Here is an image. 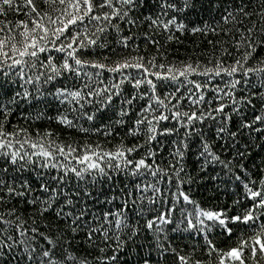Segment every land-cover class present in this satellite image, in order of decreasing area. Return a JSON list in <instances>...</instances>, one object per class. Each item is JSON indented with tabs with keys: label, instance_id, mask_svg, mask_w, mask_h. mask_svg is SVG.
Here are the masks:
<instances>
[{
	"label": "snow or ice",
	"instance_id": "obj_1",
	"mask_svg": "<svg viewBox=\"0 0 264 264\" xmlns=\"http://www.w3.org/2000/svg\"><path fill=\"white\" fill-rule=\"evenodd\" d=\"M0 264H264V0H0Z\"/></svg>",
	"mask_w": 264,
	"mask_h": 264
},
{
	"label": "trees",
	"instance_id": "obj_2",
	"mask_svg": "<svg viewBox=\"0 0 264 264\" xmlns=\"http://www.w3.org/2000/svg\"><path fill=\"white\" fill-rule=\"evenodd\" d=\"M197 37H189L187 40H186V44H191L192 41L196 40ZM203 46V45H202ZM179 52L181 54H183L184 52V46H180L179 47ZM41 127H43V125L41 124L40 125ZM199 198V196L197 197ZM231 201L229 200L228 196L227 195H224V194H220V198L219 200H215V201H212L208 206H213L214 204H218V203H230Z\"/></svg>",
	"mask_w": 264,
	"mask_h": 264
}]
</instances>
